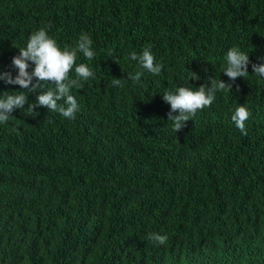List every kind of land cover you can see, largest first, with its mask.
Wrapping results in <instances>:
<instances>
[{
	"label": "trees",
	"instance_id": "trees-1",
	"mask_svg": "<svg viewBox=\"0 0 264 264\" xmlns=\"http://www.w3.org/2000/svg\"><path fill=\"white\" fill-rule=\"evenodd\" d=\"M41 27L61 50L87 34L96 55L75 63L95 75L74 119L26 104L0 124V264H264V78L250 63L178 133L161 97L228 83L230 48L261 62L264 0H0V72ZM144 49L163 68L136 84Z\"/></svg>",
	"mask_w": 264,
	"mask_h": 264
},
{
	"label": "clouds",
	"instance_id": "clouds-1",
	"mask_svg": "<svg viewBox=\"0 0 264 264\" xmlns=\"http://www.w3.org/2000/svg\"><path fill=\"white\" fill-rule=\"evenodd\" d=\"M50 27L49 25L48 28ZM48 28L41 27L31 33L26 46L18 49V54L11 58V70L0 72V81L7 85H18L21 89L18 94L3 92L0 95V124L7 123L13 117L11 114L17 109L25 108L26 104L29 113L35 112L34 109L38 107H44L47 111L59 113L66 119H74L76 112L79 111L78 102L71 94V89L81 88L82 82L94 78L95 74L88 65L84 63L77 65L75 62L78 54H82L87 60L95 57L96 54L91 47L92 40L87 34L81 33L74 47L61 50L57 42L48 35ZM129 59L137 61L141 68V71L127 74V80L136 84L141 82L145 72L158 76L163 68L161 63L156 62L149 49H144L141 54L133 51ZM260 60L259 63H252L248 54L233 47L227 51L226 66H222L221 69V73L228 77V83L209 77L210 86L201 84L195 90L178 87L175 92L165 91L161 97L163 102L170 106L166 115L167 120L172 122V130L180 132L198 111L212 106L218 91H231L237 78L248 75L250 63L252 73L264 78V57ZM73 70L75 78L70 79L69 74ZM191 79L199 80V76L191 72ZM124 82L123 79L117 78L111 81L116 87H122ZM42 85L50 87L37 92ZM29 93L36 94L35 100L31 103L28 102ZM250 115L249 110L243 105L232 111L231 121L242 135H247L246 121ZM147 239L159 245L167 242V236L158 233H149Z\"/></svg>",
	"mask_w": 264,
	"mask_h": 264
}]
</instances>
